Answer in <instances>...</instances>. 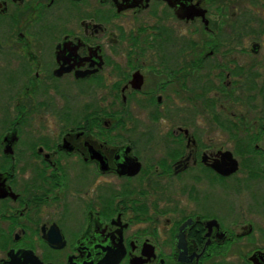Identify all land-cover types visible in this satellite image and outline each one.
<instances>
[{"label": "flooded vegetation", "instance_id": "obj_1", "mask_svg": "<svg viewBox=\"0 0 264 264\" xmlns=\"http://www.w3.org/2000/svg\"><path fill=\"white\" fill-rule=\"evenodd\" d=\"M0 264H264V0H0Z\"/></svg>", "mask_w": 264, "mask_h": 264}]
</instances>
